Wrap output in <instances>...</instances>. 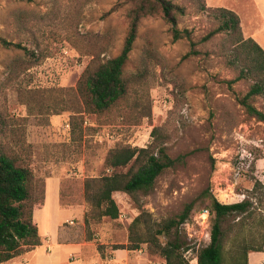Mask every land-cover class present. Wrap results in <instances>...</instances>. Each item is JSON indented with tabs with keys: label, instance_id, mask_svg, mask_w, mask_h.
<instances>
[{
	"label": "rangeland",
	"instance_id": "rangeland-1",
	"mask_svg": "<svg viewBox=\"0 0 264 264\" xmlns=\"http://www.w3.org/2000/svg\"><path fill=\"white\" fill-rule=\"evenodd\" d=\"M171 1L186 9L178 27L192 32L198 54L185 58L189 41H173L162 17L143 19L125 68L134 86L130 99L108 112L90 113L83 112L77 85L89 66L121 52L128 5L120 0H0V37L35 54L0 45V145L31 158L35 198L43 200L34 211L43 254L55 253L54 236L46 232L52 225L61 243L74 245L66 258L73 264H164L148 244L136 251L114 248L128 244L129 227L141 214L157 227L191 206L179 233L173 230L160 241L179 236L191 248L186 258L198 264V251L211 241L212 198L237 203L256 181L264 186V120L250 116L240 103L253 82L235 81L238 69L228 64V34L203 41L219 24L215 8L236 12L242 28L261 25V19L251 0ZM249 103L264 113V95ZM154 129L166 136L168 154L182 162L159 176L148 194L115 193L118 219L100 217L85 200V181L111 173L106 161L112 149L147 148ZM53 179L58 198L51 201ZM261 193L256 195L264 197ZM47 206L53 219L43 214ZM206 210L208 218L201 215ZM239 219L227 218L224 228Z\"/></svg>",
	"mask_w": 264,
	"mask_h": 264
},
{
	"label": "trees",
	"instance_id": "trees-1",
	"mask_svg": "<svg viewBox=\"0 0 264 264\" xmlns=\"http://www.w3.org/2000/svg\"><path fill=\"white\" fill-rule=\"evenodd\" d=\"M120 1L129 7L127 36L116 57L91 65L84 72L77 85L84 105L83 112H108L130 99L134 86L133 81L126 77L125 68L143 19L162 17L170 25L173 41H189L191 51L185 58L198 54L192 32L178 27L179 17L186 13L184 7L171 0ZM202 9L207 8L204 5ZM212 11L219 24L203 41L221 33L228 34L231 45L228 64L238 69L235 81L253 82L240 103L250 116L263 121L264 113L251 105L249 100L264 95V49L253 38H244L241 19L236 12L223 7ZM0 45L35 56L22 44L3 37H0ZM152 136L154 140L147 148L127 146L112 149L106 161L111 173L85 181V200L100 217L118 219L120 208L114 198L115 193L122 192L133 197L139 193L148 194L159 176L182 162L183 158L173 159L168 154L166 136L158 129L153 130ZM30 162L31 158L26 154L0 145V263L12 261L43 245L39 224L34 221V211L43 207V200L35 198L36 184ZM259 190L264 195V186L256 181L253 190L241 202L225 204L212 198L211 213L214 218L211 241L198 251V264H249L250 253L264 252V197L256 195ZM191 213L192 207L187 206L178 218L156 224L157 227L150 223L147 214H141L129 227L128 244L115 246L114 249L136 251L141 249V245L148 244L151 253L165 259L164 264H191L185 256L191 248L179 236L166 244L160 241L161 236L169 235L173 230L179 233ZM231 216H240V219L224 228L225 220Z\"/></svg>",
	"mask_w": 264,
	"mask_h": 264
},
{
	"label": "crops",
	"instance_id": "crops-1",
	"mask_svg": "<svg viewBox=\"0 0 264 264\" xmlns=\"http://www.w3.org/2000/svg\"><path fill=\"white\" fill-rule=\"evenodd\" d=\"M252 7L254 12L258 15V18L261 19L262 24L258 25L250 24L248 28H242L247 38H253L263 49H264V0H251ZM242 24V23H241ZM50 196L51 201L57 200L58 198V180L53 179L50 187ZM44 216L50 215V218L53 219V216L56 217L55 213H52L51 208H47L43 211ZM43 227L48 224L47 218L42 219ZM51 222V220H50ZM51 224V223H50ZM45 230L44 228L41 229ZM46 232L51 233L54 236L53 246L55 248V253L53 254H43V245L34 250L33 254L28 256L22 255L12 261L0 264H73L66 260L67 255L72 251L74 245L70 243H61L59 241V234L57 230L51 225L50 228H47ZM64 252V258L61 256V253ZM257 259L258 264H264V252H252L249 254V264H253V259Z\"/></svg>",
	"mask_w": 264,
	"mask_h": 264
},
{
	"label": "built area",
	"instance_id": "built-area-1",
	"mask_svg": "<svg viewBox=\"0 0 264 264\" xmlns=\"http://www.w3.org/2000/svg\"><path fill=\"white\" fill-rule=\"evenodd\" d=\"M202 217H205V218H208L209 217V215H210V213H209V211L208 210H206V211H204V212H202Z\"/></svg>",
	"mask_w": 264,
	"mask_h": 264
}]
</instances>
